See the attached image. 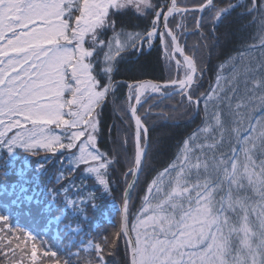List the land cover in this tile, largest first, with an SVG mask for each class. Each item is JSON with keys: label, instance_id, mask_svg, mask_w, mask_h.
I'll return each mask as SVG.
<instances>
[{"label": "snow or ice", "instance_id": "snow-or-ice-1", "mask_svg": "<svg viewBox=\"0 0 264 264\" xmlns=\"http://www.w3.org/2000/svg\"><path fill=\"white\" fill-rule=\"evenodd\" d=\"M182 4L0 0V255L7 264H264V0ZM234 12L243 23L218 35ZM194 13L201 39L188 55L179 37ZM247 28L252 42L240 37L208 90L197 94V52L210 57ZM157 39L169 71L175 64V79H116L122 70L139 71L150 54L145 45L151 50ZM176 95L175 107L183 106L189 120L200 116V124L156 167L159 142L147 117L174 116L153 113L157 101L142 118L138 106ZM110 104L121 123L108 126L109 146L102 148ZM106 199L110 209H102ZM14 211L62 225L66 258L29 247L31 231L12 232ZM97 212L108 213L111 230L97 227L93 235L84 228Z\"/></svg>", "mask_w": 264, "mask_h": 264}, {"label": "trees", "instance_id": "trees-1", "mask_svg": "<svg viewBox=\"0 0 264 264\" xmlns=\"http://www.w3.org/2000/svg\"><path fill=\"white\" fill-rule=\"evenodd\" d=\"M201 2V0H183V4H187L191 6L192 4H196ZM217 4L227 3V0H216ZM182 4V6H183ZM240 9H237L236 12H239ZM198 13L189 14V18L186 21L187 34L180 35V42L184 47L186 54L191 55L193 52V46L200 41L201 37L199 33L194 32V24H193V17L197 16ZM248 18L245 17L244 20ZM180 20V17L177 16L175 20L170 18V26L174 25L177 21ZM141 26L145 23L144 21H140ZM243 23L240 20L236 13L234 12L231 16L227 17L223 24L217 30L218 35L224 33V31L231 27L235 30L239 25ZM204 32H208V27L204 28ZM252 33L251 28H247L242 32L237 34V39L228 42L227 44H223L222 47H217L212 49V54L209 57L207 52L204 49H201L197 52V60L199 67L203 70H207L208 73L204 74V78L200 79L199 81V88L197 89V94L200 92H204L208 90L209 85L214 82L215 75L217 72V65L218 63L224 59L230 52L234 49L240 47L239 38L243 37L249 43L252 41L249 40V36ZM145 50L150 52V54L145 57L141 58V64L143 67L139 71H132L126 72L123 71L116 77L118 80H124L127 82H131L132 80H141V79H153L156 81H168L173 79L176 74L175 64L174 62L171 64L172 70L169 71V64L164 59L162 46L160 44L159 39L154 41V47L149 50L147 45H145ZM146 61V62H145ZM127 66H122V68ZM231 71L230 69L227 70ZM181 73V72H179ZM169 90V89H168ZM127 93V88H121L117 95L123 100L124 95ZM159 102V106L152 109L153 113L158 112H165L172 114L174 116L173 120H165L162 117H159L155 114L149 115L147 117V125L150 130V135L154 142H159L160 150L158 152H154L153 156V163L156 167H161L167 160H169L172 155L176 151V147L178 142L186 136L190 131H192L198 124H200V116H196L194 120H189L187 116L182 115L184 111V107L181 106L180 108H176L175 106L180 104L181 97L176 95L174 97H153L148 103L144 104L143 107L140 108L139 114L144 117L145 109L149 107V104L154 102ZM191 113V109L188 110ZM130 115V114H129ZM202 115V113H201ZM129 117H125L128 119ZM120 124V117L118 114H114L112 111V105L110 104L104 109V116H103V123H102V136L100 140L101 147H108L107 144V135H108V126L112 125L113 123ZM113 135H115V130H113ZM14 176H9L8 180H14ZM143 177L141 178V186H143ZM142 194V193H141ZM113 195L116 197V202L119 203V197L121 195V190L117 188ZM139 201H137V204ZM104 206L107 208H111L112 202L110 199H106L102 203V209ZM56 213H53L55 215ZM95 219L91 222V224L86 225L84 228L85 232L91 231L92 234H95L97 227L107 228L109 231L111 230V225L109 223L108 213L105 212L104 216L102 217L99 212L94 214ZM8 228L12 230L16 235H19V230L23 229L25 231H31L33 235L36 237L34 241L29 242V247L31 243H35L38 248V252L42 254L44 251H55L57 252L58 258L61 260L66 258L65 248L67 244V240L65 239V232L63 230L62 225H57L55 222L51 224L48 223L47 218L33 215L28 216L22 212L14 211L13 214L10 216L8 222ZM58 228L60 231H58ZM7 231V229L5 230ZM0 235H4V233H0ZM12 236H7V239H12ZM5 240V242H6ZM43 245V246H42ZM50 246V248H49ZM21 253L17 251V258H19ZM121 256H122V249H121ZM75 259V258H73ZM0 264H7L4 257L0 255ZM23 264H30L28 259L23 261ZM45 264H53L52 261H45ZM109 264H112L111 260Z\"/></svg>", "mask_w": 264, "mask_h": 264}, {"label": "rangeland", "instance_id": "rangeland-1", "mask_svg": "<svg viewBox=\"0 0 264 264\" xmlns=\"http://www.w3.org/2000/svg\"><path fill=\"white\" fill-rule=\"evenodd\" d=\"M254 54H255V55H259V50H258V49H257V50H254ZM229 72H230V71L227 72V70H226V71L223 73V75H228ZM241 87H243V86L241 85Z\"/></svg>", "mask_w": 264, "mask_h": 264}, {"label": "flooded vegetation", "instance_id": "flooded-vegetation-1", "mask_svg": "<svg viewBox=\"0 0 264 264\" xmlns=\"http://www.w3.org/2000/svg\"><path fill=\"white\" fill-rule=\"evenodd\" d=\"M180 72H181V75H183V69L181 68L180 69ZM206 73H208V71L207 70H203V75H202V79L204 78V74H206Z\"/></svg>", "mask_w": 264, "mask_h": 264}, {"label": "water", "instance_id": "water-1", "mask_svg": "<svg viewBox=\"0 0 264 264\" xmlns=\"http://www.w3.org/2000/svg\"><path fill=\"white\" fill-rule=\"evenodd\" d=\"M199 15H200V13H199ZM147 80H151V79H147ZM153 81H154V80H153ZM156 82H157V81H156ZM160 83H163V82H160ZM139 108H140V107L138 106V111H139Z\"/></svg>", "mask_w": 264, "mask_h": 264}]
</instances>
